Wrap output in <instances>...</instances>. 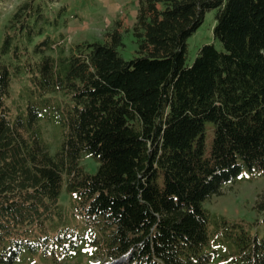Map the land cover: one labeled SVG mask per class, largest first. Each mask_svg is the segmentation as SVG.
Returning <instances> with one entry per match:
<instances>
[{
  "label": "trees",
  "instance_id": "16d2710c",
  "mask_svg": "<svg viewBox=\"0 0 264 264\" xmlns=\"http://www.w3.org/2000/svg\"><path fill=\"white\" fill-rule=\"evenodd\" d=\"M58 1L24 0L4 26L0 53L23 57L15 71L24 67L39 94L69 101L51 153L35 105L25 117L9 116L11 72L0 60V264H28L22 258L68 238L71 248L79 244L70 228L34 237L59 212L63 182L100 233L88 241L93 255L210 264L212 223V234L235 243L227 264H264V232L251 235L203 207L243 169L264 172V0H137L136 55L127 60L117 28L102 42L53 39L46 26ZM209 9L223 50L204 44L187 65L186 40ZM83 151L98 161L93 174L79 166ZM255 207L264 221V191Z\"/></svg>",
  "mask_w": 264,
  "mask_h": 264
},
{
  "label": "rangeland",
  "instance_id": "374dc122",
  "mask_svg": "<svg viewBox=\"0 0 264 264\" xmlns=\"http://www.w3.org/2000/svg\"><path fill=\"white\" fill-rule=\"evenodd\" d=\"M24 0L0 1V48L3 42L4 26L16 6ZM126 0L109 2L106 0H59L54 3L50 13L51 25L46 26V32L53 39L64 37L67 46L79 42H102L108 39V32L117 28L122 36L123 45L118 48L124 59H131L136 55V43L132 34L135 13L133 11L134 0H128L123 9L114 11L115 8L124 5ZM65 9H61L62 6ZM215 9L205 11L203 20L197 30L186 40V64L190 65L199 48L212 43L216 49L223 50L222 44L214 39L212 28L215 23ZM56 19V22L54 21ZM66 21V22H65ZM23 59H15L10 53L1 54L0 60L9 63L11 80L8 95L5 98V106L11 118L26 115L29 104H33L40 112L38 125L43 140L48 149L54 153L61 142V121L64 102H68V96L55 93L39 94L30 81L29 72L21 67L15 71V65ZM21 63V62H20ZM210 122H206V148L208 149L212 131ZM79 166L89 174L96 172L98 161L88 152H81ZM264 191V172L251 175L243 169L234 182L223 186L220 192L203 202V207L208 210L212 217L223 218L228 223L241 222L244 228L251 234L262 236L264 232L263 214L255 207L258 195ZM59 212L42 224L35 227L36 236L57 234L59 229L70 228L73 233L80 237L79 244L71 248L68 244L70 239L60 243L49 244L42 254H34L31 258H22L28 264H112L104 255H93L97 246L88 241L99 236V231L89 226L79 212V200L74 193L66 189L63 182L58 196ZM214 225L210 224L211 234L208 247L212 253L210 264H227L229 255L235 251V243L230 236L217 237L212 234ZM93 255V256H92ZM31 259L30 263L29 260ZM119 260V259H118ZM120 261V260H119ZM109 262V263H108ZM119 262L117 261V264ZM27 264V263H22ZM116 264V263H115Z\"/></svg>",
  "mask_w": 264,
  "mask_h": 264
},
{
  "label": "crops",
  "instance_id": "0c3cea01",
  "mask_svg": "<svg viewBox=\"0 0 264 264\" xmlns=\"http://www.w3.org/2000/svg\"><path fill=\"white\" fill-rule=\"evenodd\" d=\"M108 1H109V2H112V1H113V2H114V1H116V0H108ZM127 1H128V0H126L125 3H123L124 5L121 4L120 7L115 8L114 11H118V10H120V9H123L122 7L125 6L126 4H128V3H126ZM129 1H130V0H129ZM104 2L106 3V0H104ZM134 2H135V3L133 4V5H134V7H133V11L136 12V11H137V0H134ZM117 9H118V10H117ZM135 14H136V13H135Z\"/></svg>",
  "mask_w": 264,
  "mask_h": 264
},
{
  "label": "water",
  "instance_id": "95a60500",
  "mask_svg": "<svg viewBox=\"0 0 264 264\" xmlns=\"http://www.w3.org/2000/svg\"><path fill=\"white\" fill-rule=\"evenodd\" d=\"M119 260H123V258H120ZM119 260H117L118 262H120ZM117 261H115L114 263H112V264H117Z\"/></svg>",
  "mask_w": 264,
  "mask_h": 264
}]
</instances>
